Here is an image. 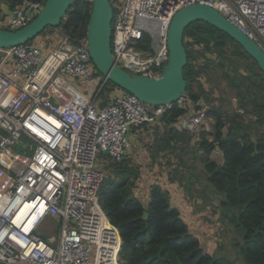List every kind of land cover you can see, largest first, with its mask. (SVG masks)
Wrapping results in <instances>:
<instances>
[{
	"label": "built area",
	"instance_id": "built-area-1",
	"mask_svg": "<svg viewBox=\"0 0 264 264\" xmlns=\"http://www.w3.org/2000/svg\"><path fill=\"white\" fill-rule=\"evenodd\" d=\"M45 1L22 0L10 16L0 13V26L26 25ZM110 1L112 56L130 72L162 74L172 18L194 3L220 11L264 50V0ZM48 45L31 40L0 46V263L124 264L120 230L99 195L103 155L122 160L131 127L156 120L169 105L144 102L120 88L113 93L105 76L93 92L84 90L78 78L87 82L97 71L86 36L62 34ZM212 105L202 101L183 124H202ZM28 216L34 219L26 229ZM52 218L59 231L50 241L37 230Z\"/></svg>",
	"mask_w": 264,
	"mask_h": 264
},
{
	"label": "trees",
	"instance_id": "trees-1",
	"mask_svg": "<svg viewBox=\"0 0 264 264\" xmlns=\"http://www.w3.org/2000/svg\"><path fill=\"white\" fill-rule=\"evenodd\" d=\"M8 1L12 7L22 2ZM92 5L93 0H74L56 27L74 40L85 37ZM184 43L188 53L184 68L187 93L182 103H171L160 119L164 126L171 125L162 134L163 144L178 136L191 155L187 160L178 153L180 166L174 170L180 173L170 176V180L177 181L188 195L202 191L195 186L202 179L197 164L201 161L205 182L221 195L211 193L219 199V218L241 239L235 241L246 263L264 264V72L235 39L203 20L187 26ZM221 78L226 80L223 88ZM223 89L229 94L233 90L236 95L232 112L222 107L218 90ZM215 91L219 94L215 95ZM217 100L221 103L216 104ZM229 100L232 103L233 97ZM202 101L213 102L208 116L215 117L214 136L207 138V129H203L192 144L197 132L180 136L182 133L173 124L199 109ZM216 148L222 154L220 163L211 157ZM191 158L193 169L186 174L181 168L189 169ZM104 167L110 173L100 188V200L120 230L124 264H227L205 249L179 208L172 204L168 190L154 183L145 200L136 195L141 170L130 159L111 160ZM203 202L207 204L208 199Z\"/></svg>",
	"mask_w": 264,
	"mask_h": 264
},
{
	"label": "water",
	"instance_id": "water-1",
	"mask_svg": "<svg viewBox=\"0 0 264 264\" xmlns=\"http://www.w3.org/2000/svg\"><path fill=\"white\" fill-rule=\"evenodd\" d=\"M74 0H46L38 14L26 25L17 29L0 26V46L10 47L29 42L47 26L60 25ZM31 8L27 10V14ZM114 9L110 0H93L87 23L86 40L91 58L100 73L120 88L150 104H167L180 101L187 93L184 68L188 63L184 34L187 26L203 20L235 39L256 60L264 72V50L252 38L230 22L220 11L204 4L194 3L180 8L172 18L169 34V60L160 76H150L127 71L115 63L112 56V21ZM105 98L100 106L103 107ZM108 151H105L107 154ZM148 212L144 216H148ZM52 241V238H48Z\"/></svg>",
	"mask_w": 264,
	"mask_h": 264
},
{
	"label": "rangeland",
	"instance_id": "rangeland-1",
	"mask_svg": "<svg viewBox=\"0 0 264 264\" xmlns=\"http://www.w3.org/2000/svg\"><path fill=\"white\" fill-rule=\"evenodd\" d=\"M61 35H62V32H61L60 27L47 26L43 32H41L36 38H34L32 40V42H38V43L45 42L47 44V46H49L48 44H53V46H54L55 42H57V40L59 39V37ZM94 77H95V80H97L99 83V80L103 77V74L97 70L94 74L88 75L85 80H89L94 85L95 84ZM78 81L82 85L86 84V82H84L83 79L80 77L78 78ZM225 85H226V80L224 78H221V88H223ZM106 86H107V89L112 88V90L116 87L120 88L118 86H115L114 83H112L111 81H108ZM121 89L122 88H120V90ZM122 91H125V90L122 89ZM218 91L221 93L220 99L223 102L222 107H223L224 111L232 112L234 110V106H236V102H237L236 95L233 93L234 91L229 90L230 94L225 92L224 89L218 90ZM219 92L215 91V95H218ZM230 96L233 97L232 103H230V100H229ZM221 100H217L216 104L221 103ZM179 102H181V101H179ZM214 122H215V117L207 116L202 123L203 125L201 127H203V128H199L200 125L193 127L194 129L191 130V133L197 132V134H198L193 139V143L197 142V138H199V136H200L199 133L203 129H205V130L207 129V132H206L207 138H209V139L213 138V136H214ZM187 132L184 131L181 134V136L187 135ZM166 137H168V139H170L169 135H167ZM195 148H197V147H195ZM16 149L20 150V146L17 145ZM197 149L199 151H201L199 148H197ZM220 153L221 152H219L218 149H215L212 151L211 155L214 156L216 161L221 162L222 161V154H220ZM189 154L191 155V153H189ZM190 155H189V157H190ZM103 158H104V162L106 160L105 164L110 163L112 160L110 158V156H108V155H103ZM154 161H156V158H154ZM189 163H190L189 169H186L185 167L181 168L183 170V172L186 174H188L191 171V168L193 166V158L190 159ZM197 164H198L199 173L202 176V179L198 183H196L195 186L200 188L202 191L206 192V194L205 193L203 194L202 191H199L198 193L195 191V193H191L189 195L193 199L199 198L201 196L203 198L206 197L205 199H208V203H207L208 205L206 204V206H204L201 204H195L194 208L197 211L201 210L202 208H205L201 212L192 211L190 213V211L189 212L183 211L184 214L188 213L193 218L192 220L189 221L190 230L202 241V244L204 245V247L207 251H209L210 253H213L217 257L223 258V260L225 262H227V264H247L245 261V258L243 256V253L241 252V247L238 246V244L235 241V238L238 240H241V239L238 238L237 233L231 228V226L229 224L222 222L219 218V207H218L219 199L215 195H217V196H221V195L216 190H213L214 188L207 185V183L205 182V179H204L205 171H203L204 170L203 169V163L198 160ZM164 165H165L164 163L161 164V167ZM107 170H109V169H107ZM105 172H106V177H107L110 172L109 171H105ZM160 172L161 171L153 170V169H151L149 171H141L139 176H138V179L136 181L135 192L137 190V192H138L137 194L142 195V192L146 190L150 194V187L154 183L160 184L164 188V190H167L166 185L169 184L170 186H173L171 189L172 191H174V192L177 190L181 191L176 185H171L172 183H175L176 181L170 180V176L180 173V170L177 171L175 169V170H169L167 172H163L166 176L163 178L159 177L160 175L164 176V174L160 173ZM211 193L215 194V195L212 196ZM205 199H203V201ZM215 201H218V203H216ZM187 202L189 203V199H187ZM192 225H196V226L192 227ZM37 231L40 233V235L42 236L43 239L48 240V238L51 234H53V233L56 234L59 231V224L56 221V219H54V218L47 219V220L42 222L41 226L38 227Z\"/></svg>",
	"mask_w": 264,
	"mask_h": 264
},
{
	"label": "crops",
	"instance_id": "crops-1",
	"mask_svg": "<svg viewBox=\"0 0 264 264\" xmlns=\"http://www.w3.org/2000/svg\"><path fill=\"white\" fill-rule=\"evenodd\" d=\"M13 9L14 7H12L11 3L8 0H0V13L3 12L2 14L5 13L6 16H10L13 12ZM94 81H95L94 85L90 81H87L86 84L82 85V88L88 92H93L98 82L97 80H94ZM112 92L113 93L119 92V89L114 88ZM111 96H112V93L108 94V98ZM160 118L161 117H158L156 120L152 122L144 123L139 126H132L129 132L131 144L124 158L130 159L132 165H134L135 167H137V169H140L141 171H149L153 169V170L161 171L160 173H163L169 170H174V168H177V166H180L179 158H178V153L180 152L182 153L183 156L185 155V158L187 160H189L190 152L184 149V146H182L181 140L176 138L178 136H176L173 139H170L168 142L163 144L162 134L166 132L168 129H170L171 125L164 126ZM173 126L175 127L174 129H176V131H179L180 133H183L184 131L186 132L188 131L187 133H191V130L194 129L190 126L183 124V117L182 119L174 123ZM161 145L165 147L162 149ZM156 149H159V150L156 151ZM219 152L221 151L219 150ZM211 157L214 158L213 155H211ZM154 158H156V161H154ZM217 162L220 163L219 161ZM163 163L165 164L164 165L165 167L164 166L161 167V164ZM159 177L163 178L166 176L164 174V176L160 175ZM171 185H176L181 190V191L177 190L174 192L171 190L173 186H170L169 184L166 185L167 187L166 189L169 190V193H170L172 204L179 208L181 212V216L183 217V219L187 221L190 227L189 221L192 220L193 218L188 213L184 214L183 211H186V212L190 211V213L192 211L196 212L197 210L194 208V205L195 204L204 205L203 198L202 196L199 198H195V199L190 198V196L185 192V189L177 181L175 183H172ZM135 193L141 200H145L149 194V192H147L146 190L142 192V195L141 194L138 195L137 190ZM187 199H189V203L187 202ZM215 202L218 203V201H215ZM204 206H206V204ZM203 209L205 208H202L201 210H198L197 212H201ZM195 226L196 225H192V227H195ZM49 238H52V240L54 239L51 236Z\"/></svg>",
	"mask_w": 264,
	"mask_h": 264
},
{
	"label": "bare ground",
	"instance_id": "bare-ground-1",
	"mask_svg": "<svg viewBox=\"0 0 264 264\" xmlns=\"http://www.w3.org/2000/svg\"><path fill=\"white\" fill-rule=\"evenodd\" d=\"M22 212H25V209H23ZM33 219H34V216H32V217L28 216L27 222L25 224V228L26 229L30 226V224H31V222H32Z\"/></svg>",
	"mask_w": 264,
	"mask_h": 264
}]
</instances>
